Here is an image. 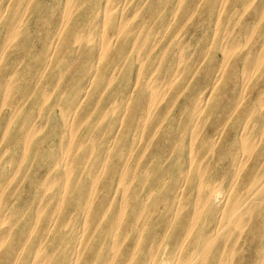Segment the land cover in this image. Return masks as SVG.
<instances>
[{
	"label": "bare ground",
	"instance_id": "bare-ground-1",
	"mask_svg": "<svg viewBox=\"0 0 264 264\" xmlns=\"http://www.w3.org/2000/svg\"><path fill=\"white\" fill-rule=\"evenodd\" d=\"M251 6L0 0V264H244L248 239L264 264V207L255 222L252 211L264 172L243 176L260 107L214 93L232 80L245 45L232 36ZM190 25L207 40L194 53ZM253 59L237 62L245 88L264 49ZM218 153L228 189L210 176Z\"/></svg>",
	"mask_w": 264,
	"mask_h": 264
},
{
	"label": "rangeland",
	"instance_id": "rangeland-1",
	"mask_svg": "<svg viewBox=\"0 0 264 264\" xmlns=\"http://www.w3.org/2000/svg\"><path fill=\"white\" fill-rule=\"evenodd\" d=\"M255 2L257 4V6L260 4L264 5V0H255ZM257 6H251L250 9H248L245 13H242L243 21H242L241 25H239L237 27L234 35L232 36V40H239L240 42L242 40H244L243 42H245L244 46H242L241 48H238L235 51L233 58L231 60V63L228 67V74L231 76L232 80L228 81V79L226 77V79L223 80L221 85L219 87H217L216 90L214 91V93H220L222 95L223 99L228 98L229 95L234 96V97H239L240 94L242 93L243 96H245V99H244L241 107L240 108L238 107L239 109H241V111L243 110V108H246L247 105H250L253 103L258 104V106L260 107L259 112L250 115L252 118V122L254 124L252 127L253 129L250 132V135L252 136V138H256L257 141H259V142L256 143V149L254 151L253 158L248 160L245 164L246 168H245V172L243 173V176H244V174H250L252 169L253 168L255 169L257 167H259L258 168L259 172H261V173L264 172V104H263L264 103V64L262 65V68L259 70L260 72H258V75H257L258 78L256 77L255 81L252 82L248 88H245L240 83L238 84V79H237V78H239L241 73H243V71H244L243 70V67H244L243 63H241V64L237 63L238 60L241 57H243L244 55H247L249 61L253 62L254 54L256 55L257 53H259L261 50L264 49V11L261 12L260 10L256 9ZM209 7L210 6L208 5V8L205 9L206 12H204V14H206V13L208 14V12L211 9ZM131 12H132L131 10H127L125 13L128 17H130ZM205 18H207V15H206V17L199 20L198 23L199 24L204 23L203 21ZM259 18H260V20H259ZM256 25H257V27H255ZM187 27L188 28H186V30L188 32L183 34L185 36L184 40H187V41L191 40V44L187 49L189 51H191L192 53L198 52V49H201L202 46L207 44V40L205 41L204 39H202V37H201L202 31L200 29L195 28L197 26H191L190 25ZM246 28H247V30H246ZM190 33H192V34L194 33L195 35H197V37H195L194 39H192V38L189 39L188 35ZM186 38H188V39H186ZM219 53H220L219 51L214 52V53L211 52L210 54H208L206 56L205 62L208 64L213 63V62H217L218 61L217 56L219 55ZM234 61L236 62L235 63L236 66L233 63ZM224 94H226V95L224 96ZM260 94H263V100H259ZM259 103H261V104H259ZM219 105H220V109L218 111L220 113L227 108L226 107L227 105L222 103V102H220ZM237 119L238 118L236 116L234 118V121ZM262 123H263V126L261 125ZM234 124H237V122L233 123L232 128H230L231 125L227 128V132L224 135V142H227L229 140H233L235 138V136L239 133L238 132L239 130H237L236 125H234ZM257 126L260 128H258ZM213 128L214 127L212 124H210V123L206 124L204 127V130H202V132L200 133V138H203L204 136H206L210 132H212ZM257 129L259 131L260 130H262V131L259 132ZM255 134H257V135H255ZM253 135H255V136L253 137ZM217 155H221L222 159L215 160L213 162V164L211 165L212 169L210 170V171H212V174L210 176L214 179H217L219 182H221L223 189H228L229 182L232 181V179H234V178H232V176H229V177L226 176V178H223V177H221L220 174L226 173L225 169L223 171L221 169L224 168V166H225L224 164H229L230 161H229L227 156H224L223 153H218ZM263 207H264V199H262L260 201V203H256V205L253 207L254 210H252V211H254V213H255V215L253 216L254 222L257 221L261 217V215L259 213L261 212L260 210L263 209ZM250 241L251 240L248 239V241H246L242 245L243 250H241V252H240V256H243L244 264H246V263L247 264H254V261H253L254 259L252 258V255L254 254V248L256 247L257 243L254 241H252V242H250ZM237 256H238V254H237Z\"/></svg>",
	"mask_w": 264,
	"mask_h": 264
}]
</instances>
